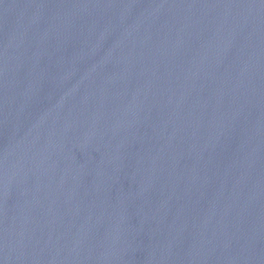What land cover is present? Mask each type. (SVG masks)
Returning <instances> with one entry per match:
<instances>
[{
    "label": "water",
    "instance_id": "obj_1",
    "mask_svg": "<svg viewBox=\"0 0 264 264\" xmlns=\"http://www.w3.org/2000/svg\"><path fill=\"white\" fill-rule=\"evenodd\" d=\"M0 264H264V0H0Z\"/></svg>",
    "mask_w": 264,
    "mask_h": 264
}]
</instances>
